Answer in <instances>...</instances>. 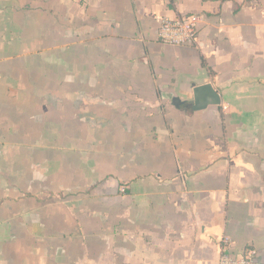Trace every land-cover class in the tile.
<instances>
[{"label":"crops","instance_id":"1","mask_svg":"<svg viewBox=\"0 0 264 264\" xmlns=\"http://www.w3.org/2000/svg\"><path fill=\"white\" fill-rule=\"evenodd\" d=\"M191 15L197 47L159 42ZM225 237L264 264V0H0V264H218Z\"/></svg>","mask_w":264,"mask_h":264},{"label":"built area","instance_id":"2","mask_svg":"<svg viewBox=\"0 0 264 264\" xmlns=\"http://www.w3.org/2000/svg\"><path fill=\"white\" fill-rule=\"evenodd\" d=\"M201 18L196 15L185 18H163L158 30V40L160 43L173 47H197L198 29ZM227 110V107H224ZM122 193H126L122 188ZM232 241L225 237L222 240L218 264H262L258 253L254 249H247L241 256H235L230 248Z\"/></svg>","mask_w":264,"mask_h":264},{"label":"water","instance_id":"3","mask_svg":"<svg viewBox=\"0 0 264 264\" xmlns=\"http://www.w3.org/2000/svg\"><path fill=\"white\" fill-rule=\"evenodd\" d=\"M222 100L220 94L211 84L194 88V104H189L187 107L193 111H203L209 106H221ZM173 105L180 108L184 103L179 99L173 100Z\"/></svg>","mask_w":264,"mask_h":264}]
</instances>
